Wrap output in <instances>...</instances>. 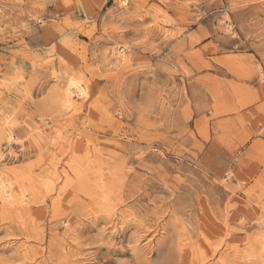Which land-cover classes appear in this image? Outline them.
<instances>
[{
    "label": "rangeland",
    "instance_id": "374dc122",
    "mask_svg": "<svg viewBox=\"0 0 264 264\" xmlns=\"http://www.w3.org/2000/svg\"><path fill=\"white\" fill-rule=\"evenodd\" d=\"M0 264H264V0H0Z\"/></svg>",
    "mask_w": 264,
    "mask_h": 264
},
{
    "label": "bare ground",
    "instance_id": "6f19581e",
    "mask_svg": "<svg viewBox=\"0 0 264 264\" xmlns=\"http://www.w3.org/2000/svg\"><path fill=\"white\" fill-rule=\"evenodd\" d=\"M0 192L4 195L3 197H5L6 199L11 198V196H12L9 187H7V186H6L4 183H2V182H0Z\"/></svg>",
    "mask_w": 264,
    "mask_h": 264
}]
</instances>
